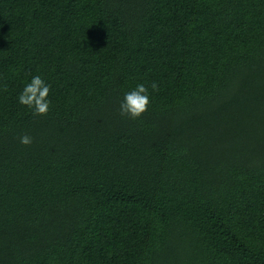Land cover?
<instances>
[{
	"label": "trees",
	"instance_id": "1",
	"mask_svg": "<svg viewBox=\"0 0 264 264\" xmlns=\"http://www.w3.org/2000/svg\"><path fill=\"white\" fill-rule=\"evenodd\" d=\"M0 264H264V0H0Z\"/></svg>",
	"mask_w": 264,
	"mask_h": 264
},
{
	"label": "clouds",
	"instance_id": "2",
	"mask_svg": "<svg viewBox=\"0 0 264 264\" xmlns=\"http://www.w3.org/2000/svg\"><path fill=\"white\" fill-rule=\"evenodd\" d=\"M50 89L51 85L46 83L40 75L32 76L31 81L24 86L18 95V103L31 109L33 115H47L51 106V101L48 99ZM151 89L158 90L157 83L153 82ZM4 90H7L6 87ZM150 103L149 88L140 83L124 94L119 105V111L122 116H128L135 120L148 110ZM19 140L24 145L32 143V138L27 134L22 135Z\"/></svg>",
	"mask_w": 264,
	"mask_h": 264
}]
</instances>
